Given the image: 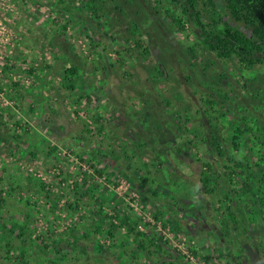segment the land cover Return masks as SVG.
Here are the masks:
<instances>
[{
    "label": "rangeland",
    "instance_id": "rangeland-1",
    "mask_svg": "<svg viewBox=\"0 0 264 264\" xmlns=\"http://www.w3.org/2000/svg\"><path fill=\"white\" fill-rule=\"evenodd\" d=\"M170 257L264 264V59L206 49L171 0H0V264Z\"/></svg>",
    "mask_w": 264,
    "mask_h": 264
},
{
    "label": "trees",
    "instance_id": "trees-1",
    "mask_svg": "<svg viewBox=\"0 0 264 264\" xmlns=\"http://www.w3.org/2000/svg\"><path fill=\"white\" fill-rule=\"evenodd\" d=\"M196 1L197 0H171V2L180 9L181 13L186 15L189 20L194 23L199 37L206 49L214 51L219 57H230L234 55L238 57L240 61L247 62L250 65L256 61H262V59H264V0H225V7L231 18L234 21L243 22L252 27L253 34L251 36H246L240 30L232 29L227 25L223 31L220 29L207 30L206 25L201 21L199 12L195 9ZM177 23L179 24L177 28L178 31L183 30L184 26L182 25L183 22L181 18L177 20ZM137 44L139 45V43ZM67 72L72 73L73 69L69 68ZM247 130V128H240L239 126L235 129V133L232 136V145L235 149H238L239 147V142L237 140H240V135ZM214 139L215 141L218 140V138ZM235 165L240 167L242 162H235ZM205 166L207 169H210L211 167L209 162H206ZM242 171L243 170L240 169V172H236L232 168L230 174L233 172L241 174ZM247 176H245V180L242 182V185L246 187L248 191H251L253 196L256 197V192L253 191V187L248 182L252 179V176L251 174H248ZM207 180H209L208 170H203L200 178L203 187L207 186ZM210 191H213V189L207 190V192ZM254 203L257 204L259 210H262L263 204L261 198H256ZM219 207L221 209L224 205L221 204ZM233 216V213L229 212L227 219L236 221V218H233ZM224 223L228 224V220H225ZM110 235L111 232H109V236ZM145 236L147 235H144L141 232L136 233V250L149 254L151 252L147 250L148 241H146ZM150 241L151 240H149V242ZM191 253L196 254V251L192 249ZM170 258L171 260H169V264H180L179 262L176 263L172 257Z\"/></svg>",
    "mask_w": 264,
    "mask_h": 264
},
{
    "label": "built area",
    "instance_id": "built-area-1",
    "mask_svg": "<svg viewBox=\"0 0 264 264\" xmlns=\"http://www.w3.org/2000/svg\"><path fill=\"white\" fill-rule=\"evenodd\" d=\"M181 243H184V242H181ZM178 247H179V245H178ZM179 249L181 250V248L179 247ZM183 251V250H182ZM183 253H185L184 251H183ZM188 257V256H187ZM190 258V257H189Z\"/></svg>",
    "mask_w": 264,
    "mask_h": 264
}]
</instances>
